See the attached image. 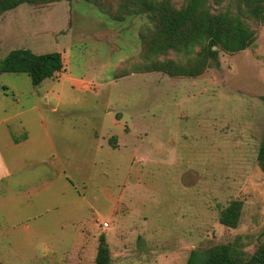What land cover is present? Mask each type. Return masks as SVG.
<instances>
[{"label": "rangeland", "instance_id": "1", "mask_svg": "<svg viewBox=\"0 0 264 264\" xmlns=\"http://www.w3.org/2000/svg\"><path fill=\"white\" fill-rule=\"evenodd\" d=\"M107 12L70 0L0 16V59L26 48L66 65L37 86L0 75V133L40 135L9 190L0 182V264H94L100 235L111 264H185L217 244L248 257L264 240V25L250 48L220 52L219 68L197 77L116 78L142 61L147 20ZM232 200L242 202L236 229L218 222Z\"/></svg>", "mask_w": 264, "mask_h": 264}, {"label": "trees", "instance_id": "2", "mask_svg": "<svg viewBox=\"0 0 264 264\" xmlns=\"http://www.w3.org/2000/svg\"><path fill=\"white\" fill-rule=\"evenodd\" d=\"M70 0H0V16L21 4L41 5ZM102 9V0H81ZM109 10L110 20L120 22L128 16L144 15L147 23L139 33L142 61L130 71L116 73V78L134 73L158 72L171 78L197 77L208 68H219V53L234 54L252 46L257 27L264 25V0H183L177 7L170 0H114ZM216 5L212 11L211 5ZM222 4H224L222 6ZM213 47H216L213 50ZM169 52L181 56L166 58ZM164 57L160 60V57ZM63 70L61 54H35L26 48L10 50L0 59V75L24 73L33 86L47 78H54ZM6 88L1 90L5 91ZM256 161L264 174V133ZM242 212V202L230 201L219 213L218 222L228 229H236ZM94 264H111L112 257L104 235ZM231 244H217L192 249L185 264H264V240L248 257Z\"/></svg>", "mask_w": 264, "mask_h": 264}, {"label": "crops", "instance_id": "3", "mask_svg": "<svg viewBox=\"0 0 264 264\" xmlns=\"http://www.w3.org/2000/svg\"><path fill=\"white\" fill-rule=\"evenodd\" d=\"M62 57V54H61ZM63 61V58H62ZM66 65H64L63 61V70L65 71ZM61 71V72H62ZM1 95V92H0ZM8 119H2L0 121V125L7 123ZM35 122V121H34ZM42 128L43 130V140L41 142L42 145L45 144L47 141L51 147L52 150H55L53 147V141L52 137L49 135V133L45 130L46 125L40 124L38 128ZM40 135H37V138H39ZM36 137H31L27 131L23 133L22 136L18 137V139L15 138V136H11L9 133L4 134L0 133V182L5 181V190H9L8 184L11 182V177H13L15 171V168H20L22 166V163H27V160H24V157L26 154L30 153V142L32 139L36 140ZM21 169H18L19 172ZM45 189V187H43ZM24 190V189H23ZM24 198L28 197V194L24 193L21 194Z\"/></svg>", "mask_w": 264, "mask_h": 264}, {"label": "built area", "instance_id": "4", "mask_svg": "<svg viewBox=\"0 0 264 264\" xmlns=\"http://www.w3.org/2000/svg\"><path fill=\"white\" fill-rule=\"evenodd\" d=\"M103 226H104V227H107L108 225H107V223H104Z\"/></svg>", "mask_w": 264, "mask_h": 264}, {"label": "water", "instance_id": "5", "mask_svg": "<svg viewBox=\"0 0 264 264\" xmlns=\"http://www.w3.org/2000/svg\"><path fill=\"white\" fill-rule=\"evenodd\" d=\"M216 49V47H213V50H215Z\"/></svg>", "mask_w": 264, "mask_h": 264}]
</instances>
